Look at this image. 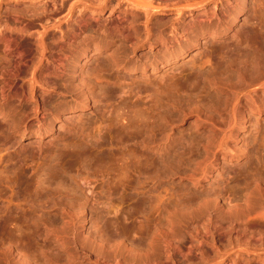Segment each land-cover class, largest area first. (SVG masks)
Instances as JSON below:
<instances>
[{
    "label": "bare ground",
    "instance_id": "1",
    "mask_svg": "<svg viewBox=\"0 0 264 264\" xmlns=\"http://www.w3.org/2000/svg\"><path fill=\"white\" fill-rule=\"evenodd\" d=\"M95 1L85 0L76 9V5L69 4L72 0H0V131L33 129L43 137L54 130L56 119L69 121L77 118L73 113L87 110L97 113L100 122L107 119L118 128L121 120L125 123L121 122L124 125L121 128L140 143L142 151L148 152L141 162V158H131L126 171L132 174L136 186L129 196L140 208L147 209L149 228L144 237L135 240L141 248L137 252L117 243L115 235L106 234L102 229L105 225L98 226L107 221L110 212L105 208L116 197L117 189L104 190L97 184L98 179L88 176L76 179L81 185L77 181L61 191L56 187L49 196L46 195L49 189L53 191L60 184L52 176L49 178L54 179L53 188L51 179L37 180L33 187L37 197L30 200V194L20 199L16 183L10 181L13 178L5 176L12 172L6 148L1 150L5 154L0 157V229L8 233L12 221L27 216L33 229L26 234L15 228L12 236L8 233L3 237L0 264H176L178 257H197L199 264H219L231 254L253 255L247 264L255 261L264 264L261 165L245 170L235 189H227L231 183L227 180L225 189L207 198H193L189 192L171 193L162 185L181 168L194 187L224 161L243 156L244 152L237 156L236 140L247 128L250 116L264 112V38L259 36L254 43L237 38L222 51L213 48L218 38L230 35V20L233 18L232 25L237 20L235 5H227L220 14L205 12L195 22H180L185 12L192 15L195 8L211 2L215 3V9L221 0ZM115 1L124 5L116 16L113 8L119 4L114 5ZM243 2V8L247 9L248 4ZM168 9L177 12L180 18L167 27L159 22L152 24L154 15ZM105 11L109 12V18L102 19ZM142 18L144 22L140 21ZM111 19L119 21L118 24H109ZM56 34L58 43L53 39ZM206 37L211 39V49L208 44V51L187 72L196 78L203 77L204 90L214 91L215 95L200 93L181 101L168 94V90L159 91L161 88L156 84L157 87L150 83L113 84L110 91L114 89L118 103L114 106L109 103L105 93L109 85L102 86L103 76L118 72L145 74L149 68L154 71L169 67ZM144 47L151 54L135 57L136 51ZM108 52L95 67L90 64L95 69L99 65L97 70L85 74L80 71L88 59L98 61V57ZM232 53L238 55V65L234 73L228 74L222 63ZM170 108L180 118L173 119ZM191 114L195 134L182 143L173 164L172 127ZM74 127L72 131L77 130ZM95 139L94 143H101ZM151 156L160 164L157 171L151 167L154 165ZM13 175L17 174L13 171ZM152 202L156 205L151 206ZM88 221L96 222L97 232L84 237L82 232ZM144 243L146 248H142ZM126 253L134 259H127Z\"/></svg>",
    "mask_w": 264,
    "mask_h": 264
},
{
    "label": "rangeland",
    "instance_id": "2",
    "mask_svg": "<svg viewBox=\"0 0 264 264\" xmlns=\"http://www.w3.org/2000/svg\"><path fill=\"white\" fill-rule=\"evenodd\" d=\"M90 1L94 2L95 0L93 1L90 0ZM99 1L100 0H96L95 2H99ZM221 1L217 3L215 9H214L215 3L211 2L205 5L204 7L195 8L192 11V15L189 14V12H185L184 17L180 19V22L182 23V21L184 20H187V22L189 20L195 22L201 17L200 15L205 14V12L207 15H211L213 13L220 14V12H223L222 10H225L224 9L225 7H228L229 5L230 6L235 5V8H237L235 10L237 14V20L235 22V25H232L233 18H231L230 20V24L232 27L231 28L232 31H230V35L225 38H221V39L218 38L215 41L216 43L214 44L213 48L215 50L217 49L218 51H222V49L225 48L226 46L229 45L232 46V44L235 43V39L237 38L248 40L250 43L256 42L259 36H262L264 38V0H235V1L221 0ZM238 1L241 2L240 4L242 6L239 5ZM243 1L246 2V5L248 4L247 9L243 8V3H244ZM83 2H85V0L84 1L72 0V2L69 4L74 6L76 5L75 8L77 7L76 9H79V7H81V4H83ZM235 3H238L239 6ZM116 4L119 3L115 1L114 5ZM119 5L113 8L114 9L113 12L115 13V16L120 15L121 11L124 8V5H122V3H120ZM240 9H242L243 12H240L241 11ZM171 10L172 9L170 10L168 9L163 13L154 15V18L151 21L152 24L155 23L157 24V22H159L160 25L167 27L173 21L178 20L180 18V16H178L179 14ZM23 12L26 11L23 9ZM65 12L66 11L63 12L64 15L66 14ZM61 16L63 17V15ZM100 17H102V19H105L107 17L109 18V12L105 11V13ZM140 21L144 22V19L142 18ZM118 22L119 21L117 20L111 19L109 24L111 25L118 24ZM64 27L65 25L62 28ZM57 36L59 35L56 34L55 37L53 38L56 41V43L60 42L59 37ZM210 43H211V39L207 37L201 38L199 46L191 47L186 57L179 59L174 64H171L169 67H161L160 69L154 71H152V69L149 68L147 73L145 74H142L140 72L137 74L118 72V73H110L108 74L109 76L108 75L103 76L100 79L102 81V86L106 87V85H109V87L108 88L106 87L107 89L105 90L106 95H108L107 97L109 103L113 106L116 105V103H118L116 102L117 97L114 96V92H113L114 89L110 91V89H112L113 84L117 86H121V84H127V83L128 84L133 83L142 86L148 83L154 85L156 84L161 88V90L159 91L168 90L167 91L168 94L172 95L173 98L175 97L180 98L181 101H187L188 97H191V95H192L191 98H193L194 95L197 96L198 94L200 95V93H203L202 95H205V94H210L211 92L210 94L211 96L215 95L214 91L209 92V90H204L203 77L196 78L193 75H188L187 72L188 68L191 67V65L196 63L197 60L201 58V56L206 51V49L208 51V44L210 46L209 49H211L212 46ZM156 51L157 50L153 51L152 53H156ZM107 54H109V52L103 54L101 57H98V61L95 62L91 58L88 59V62L85 63L84 68L80 69V71L83 72L84 74L90 70L91 72L94 71L93 69H95L94 68L95 64L100 62L99 61L100 58L102 57L105 58ZM142 54L148 56L149 54H151L150 49L144 47L137 50L135 53V57L141 56ZM81 61H84V58ZM78 63L79 64L77 67L81 65L80 62ZM90 64H93L94 67L93 66L91 67ZM237 65H238V55H235L234 53L228 55L224 59V62L222 63V67L227 70L228 74L234 73L235 70L237 69ZM98 67L100 66L98 65ZM98 67L96 65L95 70H97ZM25 82L28 86L29 82L27 80ZM163 84H166L164 87H166L167 89L163 87ZM140 107L143 108L142 105ZM147 107L148 106H145L144 108ZM125 111H127V108L125 109ZM150 111H152V109H150ZM170 112H171L170 116L173 119L180 118L179 113L174 112L172 108H170ZM72 116H77V118H74L69 121L61 118L56 119L54 123L55 126L54 130L51 133L47 134V136H43V137L35 134V131L33 129H30L31 131L28 130L27 132H23L22 130H21L22 132L21 131L8 132L4 129L1 130L0 132L3 131V133H0V157L4 156L5 154L1 150H4L6 148L9 149L10 156H8L6 160L8 161L7 163L9 164V166L12 167L11 169L12 172H10V174L7 173L8 175L5 176L8 178H13L12 180L10 179V181L16 183L17 188L15 189V191L18 190L17 192L19 193L20 199L24 198L25 196L26 198H28L27 196H30L31 194L30 200H34V198L37 197V195H34V193L36 194V191L34 192L35 189H33L35 185V181L36 183L40 182V180L42 182L46 178L49 180L51 179L50 180L51 186L52 184H54L53 186H55V183L53 181L54 179L55 182L60 184L58 186L56 185L55 189L52 186L53 189L51 190L53 191H50L49 189V191L46 194L48 196L50 194L53 195L54 190H56L57 188L58 191L63 190L64 187L66 186H67L66 188H68L69 187L68 185H72L74 182L80 180V177L84 178L85 176L86 177L88 176L89 179L93 178L95 181L98 179V181H100L101 183H98V181H96L97 184L98 185L101 184L104 190L105 189L108 190L110 187L112 189L116 188L117 189L116 197L114 196V199L112 197L111 200L109 201L110 202L109 206L105 208V210L110 212V214L107 215L108 219H106L107 221L103 222L104 224H101V226L98 227H102L105 225V227H103L102 229L103 230L105 229L104 232L106 234L115 235L116 240L117 241L119 240L117 243L119 242L124 243L125 245L129 246V249L136 250L137 252V250L141 248H138L140 246H138L139 244L135 242V240L139 239L140 237H144L143 235L147 233V228H149L148 225L150 220L147 215V211H146L147 209L140 208L139 205L138 204L136 205L135 201L131 199V197L129 196V194L133 191L132 188L136 186H135L134 177L132 176V174L127 173L126 168L128 166L127 165L128 162L132 161L134 158L136 160H139L141 158L139 160L140 162L144 160L143 157L148 152L142 151L141 150L142 146H140V143L138 142L139 144H137V142L133 140L131 136H128L129 134L121 128L122 126H124V125L121 126V124L123 123L121 120L119 121L120 124L119 122L117 123V125H120L118 128V126H116L115 123L114 125L110 120L106 119L107 121L106 122L104 119L105 122L103 120L102 122H100L101 120L99 121V119L97 118L98 116L97 113L95 115L92 110H87L78 113L75 112L72 114ZM158 116H159V112H156V117ZM184 119H185L184 121L181 122L178 121V123H175L172 127L174 133L173 134L174 144L171 148L170 156L172 158L171 162H173V164L175 163V161H173L175 160L174 156H177L176 153L180 151L179 149H181L182 143L195 134V129L192 123V121L194 120V115L193 114L188 115ZM99 122L102 124L100 125ZM75 125L77 126L76 127L77 130L75 131V129H73L75 131L74 132L72 131V128H75L74 127ZM98 125L101 127H99ZM95 137L100 139L101 143L99 142L97 144L96 141L94 143ZM235 146L238 147L237 151L239 150L237 152L238 155L237 154L236 155L240 156L241 153L244 152L243 156L234 159V161L233 160L224 161L223 164L218 165V167L216 166L217 168H215L212 171L211 176L202 178L200 183L197 184L196 186L194 187L191 186L189 180L187 179V176L183 174L182 171L183 169L181 168H179L177 174L170 175L166 180H164L162 185L166 187L171 193L189 192L191 193L193 198H197V197L207 198L210 195L215 194V192L221 190L225 185L228 186L229 182H231L229 184V188L226 187L228 190H230V188L231 189L234 188L235 185L236 188L239 184V180L242 181L241 177H243L245 172L254 166H255L254 168H256L257 164L261 165L264 168V112L260 114V116H258L255 113H253L250 116L249 123L247 124V128L240 132L239 139L236 140ZM148 158L150 157L148 156ZM152 158L153 160H155V157ZM149 160L151 161V159ZM153 160L152 162H154V165L152 163L151 167H154L156 169L154 171H157L160 169V164H158L156 160L155 161ZM142 169H144V167ZM151 169L149 170L150 172ZM13 171L14 174L17 175H13ZM236 175L237 177L239 176L241 179L240 178L238 179ZM51 176L54 179L49 178ZM77 178L79 179L76 181ZM234 178L237 179L234 180ZM47 179L46 182L48 181ZM230 179L231 180L233 179L234 181L232 180L233 181L232 182ZM80 183L78 181L79 185H81ZM149 186L150 185H148L147 188ZM141 191L142 190L139 189L138 192L140 193ZM32 196L33 198H31ZM152 205L155 206L156 203L152 202L151 206ZM17 220L12 221L10 223V226L7 229L8 230L7 232L9 234L12 233V231L15 228H19L20 230L22 229V231H24L26 234L28 232L29 233L32 232L33 226L31 225L32 221H30L29 216L24 218H19ZM96 228H97L96 222L88 221L84 225L82 236L90 237L94 235L97 232L95 231ZM0 233L2 234V235L0 234V241L3 239V237L8 236V233L2 230L0 231ZM145 245L146 244L144 243L142 248H146ZM124 255L125 257L127 256V259H134V257H132L130 253L129 254L126 253ZM254 257L255 256L253 255L250 256L248 254H244L240 257L236 256L235 254H231L224 262H221L219 264H245V263L247 264L248 259L250 260L253 259ZM185 258L178 257L176 260V264L200 263L199 260H196L197 257L195 258V256H193V258L195 259L192 258L185 259ZM127 259L126 261H129ZM259 263H260L259 261L258 262L255 261L254 264H259Z\"/></svg>",
    "mask_w": 264,
    "mask_h": 264
}]
</instances>
